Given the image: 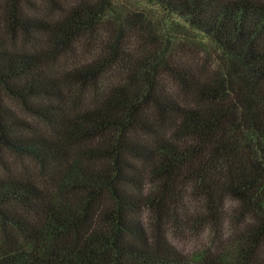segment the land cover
<instances>
[{
	"label": "trees",
	"instance_id": "1",
	"mask_svg": "<svg viewBox=\"0 0 264 264\" xmlns=\"http://www.w3.org/2000/svg\"><path fill=\"white\" fill-rule=\"evenodd\" d=\"M128 2L0 0V264H264V0Z\"/></svg>",
	"mask_w": 264,
	"mask_h": 264
},
{
	"label": "rangeland",
	"instance_id": "2",
	"mask_svg": "<svg viewBox=\"0 0 264 264\" xmlns=\"http://www.w3.org/2000/svg\"><path fill=\"white\" fill-rule=\"evenodd\" d=\"M128 5L131 3H137V0H128ZM133 6V5H132ZM134 7V6H133ZM16 164H18L16 162ZM15 170H19V166H14ZM171 243L182 253L186 254L188 257H192L201 250L208 248L211 242V236L209 231H204L201 233L192 234L186 229L184 230H172L170 233Z\"/></svg>",
	"mask_w": 264,
	"mask_h": 264
}]
</instances>
